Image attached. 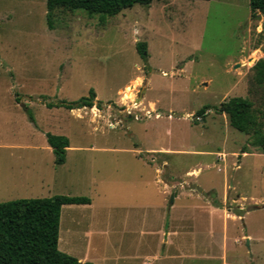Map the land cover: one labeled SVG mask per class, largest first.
Returning a JSON list of instances; mask_svg holds the SVG:
<instances>
[{"label":"rangeland","instance_id":"1","mask_svg":"<svg viewBox=\"0 0 264 264\" xmlns=\"http://www.w3.org/2000/svg\"><path fill=\"white\" fill-rule=\"evenodd\" d=\"M48 12L47 0H0V202L91 197L92 207H62L59 248L114 264L101 258L107 237L114 245L121 237L114 231L125 233L126 248L134 232L161 236L164 184L167 205L175 196L212 214L201 218L197 248L218 252L220 238L209 236L216 227L235 264H264V152L253 132L216 110L249 98L264 132L255 67L264 59V14L250 0H153L113 16L58 7L51 26ZM138 41L147 42V59ZM92 88L101 108L47 106ZM47 133L69 138L64 164Z\"/></svg>","mask_w":264,"mask_h":264},{"label":"trees","instance_id":"2","mask_svg":"<svg viewBox=\"0 0 264 264\" xmlns=\"http://www.w3.org/2000/svg\"><path fill=\"white\" fill-rule=\"evenodd\" d=\"M153 0H47L48 21L52 26L54 10L58 7L83 9L88 14L113 16L135 4L149 5ZM252 11L264 14V0H250ZM139 54L147 59L146 41L137 42ZM256 79L264 82V59L256 64ZM96 92L92 88L89 95L76 101L47 103V106H64L76 109L97 106ZM20 101V99H17ZM27 108V107H26ZM209 106L200 109L197 116L203 119ZM217 112L226 113L230 124L243 132H253L252 145L264 152V132L259 125V117L254 112L253 102L243 96H234L216 107ZM48 144L52 147L55 163L66 161L67 147L70 140L66 135L47 133ZM246 151V149L244 150ZM88 196L55 194L50 197L19 198L0 202V264H94L81 262L77 257L59 248L60 219L62 206L65 204L90 203Z\"/></svg>","mask_w":264,"mask_h":264},{"label":"crops","instance_id":"3","mask_svg":"<svg viewBox=\"0 0 264 264\" xmlns=\"http://www.w3.org/2000/svg\"><path fill=\"white\" fill-rule=\"evenodd\" d=\"M76 109L79 110L81 108H76ZM70 110H73V109H70ZM71 148H72L71 145H69V147H67V151L68 149H71ZM244 152H247V150ZM66 160H67V156H66ZM159 173L160 172L157 173L158 179L160 176ZM159 180L162 184L163 182L162 179H159ZM163 188H164V184H162V186L160 187V194L162 195V202L159 208L162 210L163 213L166 214L165 216H163V221L161 225L162 227L161 236L160 234L151 233L152 231L144 232V233L134 232L136 237L133 238L132 242L130 243V247L126 248L125 233L114 231L115 233L121 234V237L116 239L115 245L113 241L110 242L112 238L107 237V240L104 242V244H102L103 246V250H102L103 257H101L102 260L103 261H113L114 264H126L127 261L130 262V264H164V261L169 259V257L175 256L177 259H182L181 264H213V263L215 264H235L236 261L233 260L234 258L229 259L226 249L223 248V245L225 246L224 244L225 236H222V233L219 234L217 231L218 228L216 227L209 228V236L212 238H216V239L218 237L220 238L219 243H218L220 245V247L218 248V252L207 255L206 252L208 250H205V249L203 250L202 247L197 248L196 238L194 239V236L196 235L197 237V235L201 233V227L199 226V224H201L200 223L201 218L205 214H208L211 217L212 214L210 215L208 211L192 212L189 209L194 208L196 206L195 202L193 201H188V202L179 201L178 202L177 199H175V196H172L173 201L171 200L170 204L167 205L166 195L163 193ZM72 196H85V195H72ZM65 205H69V204H65ZM74 205L88 206L87 208H89V207H92L93 205V199L91 198L90 203L74 204ZM215 205L216 206H212L213 210L222 208V204L219 203L218 201L215 203ZM253 210H257V209H253ZM248 212L249 211H247L245 215ZM61 213H62V210H61ZM235 213L237 215H241V213L239 212H235ZM191 214L193 218L190 217ZM60 224H61V219H60ZM79 224L80 226H82L83 222L77 221L76 225H79ZM83 226L86 227L87 229V226L85 224ZM223 227L227 228V226H224V224L222 228ZM112 232L113 231L110 228V229L105 230V233L103 234L110 235ZM155 235L159 236L157 242L153 237ZM185 237L190 239L187 243H185L184 241ZM59 239H61L60 236H59ZM64 250L67 252H72L74 254L80 253L79 251L73 252L74 250L71 248L70 245H66ZM193 252L195 254H192ZM78 259L83 263L88 262L90 260L88 254H83L81 256H78ZM89 262H92V261H89Z\"/></svg>","mask_w":264,"mask_h":264},{"label":"bare ground","instance_id":"4","mask_svg":"<svg viewBox=\"0 0 264 264\" xmlns=\"http://www.w3.org/2000/svg\"><path fill=\"white\" fill-rule=\"evenodd\" d=\"M128 97H132V95H128Z\"/></svg>","mask_w":264,"mask_h":264},{"label":"water","instance_id":"5","mask_svg":"<svg viewBox=\"0 0 264 264\" xmlns=\"http://www.w3.org/2000/svg\"><path fill=\"white\" fill-rule=\"evenodd\" d=\"M171 200L173 201V198Z\"/></svg>","mask_w":264,"mask_h":264}]
</instances>
